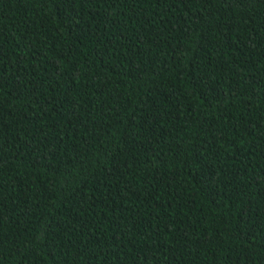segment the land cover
Here are the masks:
<instances>
[{
    "label": "trees",
    "instance_id": "16d2710c",
    "mask_svg": "<svg viewBox=\"0 0 264 264\" xmlns=\"http://www.w3.org/2000/svg\"><path fill=\"white\" fill-rule=\"evenodd\" d=\"M0 264H264V0H0Z\"/></svg>",
    "mask_w": 264,
    "mask_h": 264
}]
</instances>
